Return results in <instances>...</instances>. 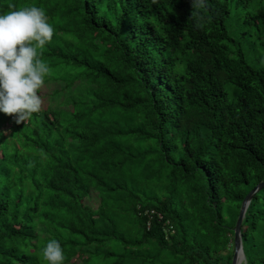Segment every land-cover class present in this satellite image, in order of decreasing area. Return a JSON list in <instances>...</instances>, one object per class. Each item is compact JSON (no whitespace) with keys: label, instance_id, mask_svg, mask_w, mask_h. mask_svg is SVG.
<instances>
[{"label":"trees","instance_id":"1","mask_svg":"<svg viewBox=\"0 0 264 264\" xmlns=\"http://www.w3.org/2000/svg\"><path fill=\"white\" fill-rule=\"evenodd\" d=\"M33 5L54 26L38 51L56 105L0 113V264H48L50 238L63 264H231L264 180V0L0 12ZM240 238V264H264V186Z\"/></svg>","mask_w":264,"mask_h":264},{"label":"clouds","instance_id":"2","mask_svg":"<svg viewBox=\"0 0 264 264\" xmlns=\"http://www.w3.org/2000/svg\"><path fill=\"white\" fill-rule=\"evenodd\" d=\"M203 6L204 0H194ZM0 12V113L15 114L17 123L40 111L39 90L50 69L38 51L52 39L54 26L44 9L26 6ZM48 264H63L65 254L55 238L46 241Z\"/></svg>","mask_w":264,"mask_h":264},{"label":"water","instance_id":"3","mask_svg":"<svg viewBox=\"0 0 264 264\" xmlns=\"http://www.w3.org/2000/svg\"><path fill=\"white\" fill-rule=\"evenodd\" d=\"M264 186V180L257 183L244 197V199L241 202L239 213L234 225V235H233V255L231 264H240L242 260H244V253L242 250V243L240 238V227L243 220V217L245 215L246 208L250 202V199L252 198V194L258 190L261 189Z\"/></svg>","mask_w":264,"mask_h":264},{"label":"rangeland","instance_id":"4","mask_svg":"<svg viewBox=\"0 0 264 264\" xmlns=\"http://www.w3.org/2000/svg\"><path fill=\"white\" fill-rule=\"evenodd\" d=\"M56 82L55 81H52V80H45V84L44 86H42V88L40 89V92L42 94V106L41 108L45 107L46 105L48 104H51V105H56V104H53L54 103V100L50 99L49 95L51 93V91L54 89V87L56 86ZM67 96V94H64V98ZM64 103V101H63ZM14 119V118H13ZM15 120V119H14ZM8 128H9V125H3L2 126V130L4 133H8ZM92 197V196H91ZM89 202V200H87ZM90 203V202H89ZM232 247H230L231 249Z\"/></svg>","mask_w":264,"mask_h":264},{"label":"built area","instance_id":"5","mask_svg":"<svg viewBox=\"0 0 264 264\" xmlns=\"http://www.w3.org/2000/svg\"><path fill=\"white\" fill-rule=\"evenodd\" d=\"M11 118H14V116L12 115ZM145 213H146V214H149V213H147V211H146ZM157 216H158V218H161L160 215H157ZM148 224H149V223H147V226H148Z\"/></svg>","mask_w":264,"mask_h":264}]
</instances>
